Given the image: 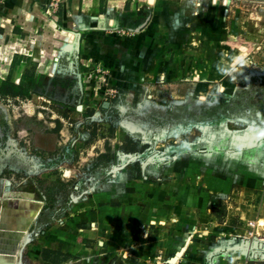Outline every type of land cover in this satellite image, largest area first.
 <instances>
[{
	"label": "rangeland",
	"instance_id": "obj_1",
	"mask_svg": "<svg viewBox=\"0 0 264 264\" xmlns=\"http://www.w3.org/2000/svg\"><path fill=\"white\" fill-rule=\"evenodd\" d=\"M152 3H140L149 15ZM158 6L154 31L139 33L150 17L123 39H88L83 49L78 37L53 77H35L32 62L16 80L29 56L19 53L0 78V102L8 106L0 108V199L13 191L42 202L18 264H118L96 245L87 249L81 232L89 210L101 213L102 186L125 180L122 172L156 184L181 154L229 150L238 168L264 175V0ZM17 109L11 129L7 113ZM238 185L227 196L234 215L218 217L222 231L208 245L228 247L226 264L240 261L234 252L243 223L259 214L257 233L264 232V188L253 195Z\"/></svg>",
	"mask_w": 264,
	"mask_h": 264
},
{
	"label": "crops",
	"instance_id": "obj_2",
	"mask_svg": "<svg viewBox=\"0 0 264 264\" xmlns=\"http://www.w3.org/2000/svg\"><path fill=\"white\" fill-rule=\"evenodd\" d=\"M49 1L0 2L2 80L8 78L19 53L29 56L17 69L16 80L24 74L27 63L32 62L35 77H53L60 62L73 53L78 37L83 39V49L88 39H123L122 33L137 31L153 17L147 28L139 32L144 34L158 29V15L163 14L157 10L160 0L149 5L150 15L146 6H142L145 11L140 10V3L145 0H63L60 13L50 18ZM233 157L229 150L181 154L177 165L163 169L168 177L156 184L122 172L125 180L106 182L100 189L97 202H105L101 213H94L95 209L88 211L86 229L81 232L86 248L87 244L96 245L105 257H118V264H170L169 259L186 247L174 264H226L228 247L213 250L208 246L211 237L222 231L218 217L232 211V201L220 199L236 191L238 184L245 185L248 191L254 190L253 195H262L264 188V175L259 172L256 177L250 176L252 172L238 168ZM219 202H223L222 214L212 213L210 205L217 207ZM239 228L243 237L246 224ZM257 238L264 243V232L257 233ZM234 253V258L240 259L238 264H264L263 260L250 258L240 247Z\"/></svg>",
	"mask_w": 264,
	"mask_h": 264
},
{
	"label": "water",
	"instance_id": "obj_3",
	"mask_svg": "<svg viewBox=\"0 0 264 264\" xmlns=\"http://www.w3.org/2000/svg\"><path fill=\"white\" fill-rule=\"evenodd\" d=\"M9 193L11 197H8ZM21 195L19 192L7 191L4 199H0V264H14L26 229L36 219L42 205L38 200L20 198ZM20 209L26 211L22 212ZM241 246L243 252L248 255L253 250L261 253L264 251V243L258 240H247ZM185 250L186 247H183L178 251L169 259V263H176Z\"/></svg>",
	"mask_w": 264,
	"mask_h": 264
},
{
	"label": "built area",
	"instance_id": "obj_4",
	"mask_svg": "<svg viewBox=\"0 0 264 264\" xmlns=\"http://www.w3.org/2000/svg\"><path fill=\"white\" fill-rule=\"evenodd\" d=\"M4 1L5 0H0V2H4ZM62 3H63V0H50L48 2V4H47V13L50 14V15L56 14L59 11L60 6H61ZM140 10L143 12V11H145V8L141 6ZM226 199L225 198L224 199L221 198L220 201L228 202V203L231 202L230 200H228L229 199L228 197ZM228 203H227V205H228ZM257 222L258 221L255 220V219H250V220L247 221L246 229L243 232V242H245L247 240H250V241L258 240V241H260L257 238V226H258ZM250 256H251L250 258H252V259L255 258V259H260V260L264 261V251H263V253H261V252H259L257 250H253V251H251Z\"/></svg>",
	"mask_w": 264,
	"mask_h": 264
},
{
	"label": "bare ground",
	"instance_id": "obj_5",
	"mask_svg": "<svg viewBox=\"0 0 264 264\" xmlns=\"http://www.w3.org/2000/svg\"><path fill=\"white\" fill-rule=\"evenodd\" d=\"M0 108H1L3 111H5V112L8 111V106H7L6 104H4V103H1V102H0ZM30 108H31V104H25L24 106H21V107H20V109H24V110H26V111H28ZM17 110H18V109H17ZM26 111H25V112H26ZM19 117H20V112H19V110L16 111L14 115L10 114L9 112L7 113V117H6V119H7L8 123H9V125L11 126V129H14V127H13V125H14V121L18 120ZM0 132H1V126H0ZM1 134H2V133H1ZM12 135H13V134H12V132H11L10 135H9V142H12V138H13ZM6 191H7V190H6ZM27 199H28V198H27ZM33 200H34V199H33ZM33 222H34V221H33ZM33 222H32V223H33ZM32 223H30V224L28 225V227H27V229H26V234H25V237H24L23 240H22V243H24L25 240L27 239V236L29 235V228H30V225H31ZM22 243H21V244H22ZM20 252H21V250L18 251V254H17V257H16V260H15L14 264H18V263H17V262H18V261H17V258H18V256L20 255Z\"/></svg>",
	"mask_w": 264,
	"mask_h": 264
},
{
	"label": "trees",
	"instance_id": "obj_6",
	"mask_svg": "<svg viewBox=\"0 0 264 264\" xmlns=\"http://www.w3.org/2000/svg\"><path fill=\"white\" fill-rule=\"evenodd\" d=\"M218 208H221V207H219V206L216 207V205H215V207H214L213 204L210 205V211H211L212 213H214V214H217V213L219 212V211L217 210Z\"/></svg>",
	"mask_w": 264,
	"mask_h": 264
}]
</instances>
